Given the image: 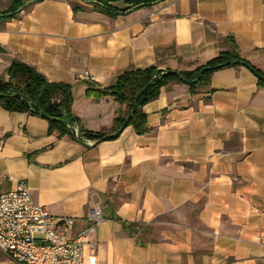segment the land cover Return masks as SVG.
I'll use <instances>...</instances> for the list:
<instances>
[{
    "label": "crops",
    "instance_id": "1",
    "mask_svg": "<svg viewBox=\"0 0 264 264\" xmlns=\"http://www.w3.org/2000/svg\"><path fill=\"white\" fill-rule=\"evenodd\" d=\"M9 3L0 0V82L19 61L68 84L71 113L88 131L127 112L88 87L134 69L193 71L229 49L227 36L264 74V0H163L113 17L83 0H29L5 18ZM142 110L144 133L127 126L83 146L48 134L40 116L0 107V193L24 181L52 216L75 218V231L100 207L92 264H262L264 87L256 76L237 66L215 70L195 92L171 83ZM0 264L18 263L0 252Z\"/></svg>",
    "mask_w": 264,
    "mask_h": 264
},
{
    "label": "trees",
    "instance_id": "2",
    "mask_svg": "<svg viewBox=\"0 0 264 264\" xmlns=\"http://www.w3.org/2000/svg\"><path fill=\"white\" fill-rule=\"evenodd\" d=\"M29 0H10L6 10L2 12L3 17L12 18L18 10L24 6ZM93 4L94 8L110 17L125 14L135 9L149 7L163 0H83ZM119 4L122 6L120 7ZM81 7L77 4H72L73 12H76ZM223 42L229 44L228 50L220 51L215 57L208 60L204 65L190 72H179L180 76L186 80H191L192 76L202 68H208L196 80L194 84L187 85L190 92H195L199 87L208 84L209 76L212 72L218 69L212 67L221 64L228 60H240L247 64L248 68L257 78L259 87H264V74L253 67L249 62L241 58L237 52V46L232 37L223 38ZM240 64H232L223 66L237 67ZM170 70H157L153 67L134 69L125 71L119 74L114 82L106 87H88L86 92H94L103 96H111L120 104H125L127 112L125 116L116 117L113 125L107 130L88 131L80 126L79 120L71 113L72 95L70 86L62 82H50L34 67L24 64L19 61H13L7 70L8 81L0 82V93L5 96L0 97V107L8 112H21L31 115H38V112L45 113L52 119H46L48 123L47 133H56V136L63 137L68 135L73 140H91L95 143L100 142L102 137L116 132L125 117L133 110L127 126H131L137 134H142L146 131V115L143 112V106L156 99L161 88L171 83H182L175 74L168 73ZM149 82V84L136 101L133 109L132 104L135 95ZM20 93L27 99L20 98L15 95ZM63 113H66V123L58 122L55 119H61ZM74 128L78 129L79 135L74 133ZM109 138L107 140H111ZM118 220L117 218H115Z\"/></svg>",
    "mask_w": 264,
    "mask_h": 264
},
{
    "label": "built area",
    "instance_id": "3",
    "mask_svg": "<svg viewBox=\"0 0 264 264\" xmlns=\"http://www.w3.org/2000/svg\"><path fill=\"white\" fill-rule=\"evenodd\" d=\"M82 77L89 79L87 73ZM86 220L75 231V218L52 216L33 201L27 184L17 181L0 193V252L18 264H92L95 243L90 236L103 221L100 207L92 208Z\"/></svg>",
    "mask_w": 264,
    "mask_h": 264
},
{
    "label": "water",
    "instance_id": "4",
    "mask_svg": "<svg viewBox=\"0 0 264 264\" xmlns=\"http://www.w3.org/2000/svg\"><path fill=\"white\" fill-rule=\"evenodd\" d=\"M232 64H240V65H242V66H244V67H248L247 64H246L245 62H243V61H240V60H233V59H231V60L225 61V62H223V63H221V64L215 65V66H213L212 68H213V69H219V68H221V67H223V66L232 65ZM207 69H208V68H202L201 70H199L198 72H196V73L192 76V79H191V80H186V79L182 78V77L180 76L179 72H177V71H172V70H170V71H167V72H168V73H171V74H175L179 79H181V81H182L184 84H186V85H191V84H194V83L196 82V80L202 75V73H203L205 70H207ZM260 78L264 81V78H263V77H260ZM149 84H151V82H149L146 86H144V87H143V88H142V89H141V90L135 95L134 100H133V104H132L133 109H134V107H135L136 101L138 100L139 96L142 94V92L144 91V89H145ZM15 95L28 101V99H27L24 95H22V94H20V93H15ZM3 96H5V94L0 93V97H3ZM132 113H133V110H132V111H131V112L125 117L123 123L121 124V126L119 127V129H118L116 132L111 133V134H109V135H105L104 137H102L101 141L107 140V139H109V138H116V137H118L119 134L122 132V130L126 127V125H127V123H128V120H129L130 116L132 115ZM38 115H39L40 117L44 118V119H52V118L48 117V116H47L45 113H43V112H38ZM62 115H63V117H62L61 119H55V120L58 121V122L66 123V121H67L66 113H63ZM76 135H77V136L79 135V131H78V129H76ZM78 142H79L81 145H83V146H86V145H87V143H85V142L82 141V140H78Z\"/></svg>",
    "mask_w": 264,
    "mask_h": 264
}]
</instances>
